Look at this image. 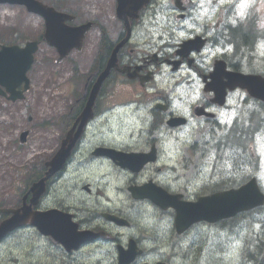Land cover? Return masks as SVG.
Here are the masks:
<instances>
[{
	"label": "rangeland",
	"instance_id": "rangeland-1",
	"mask_svg": "<svg viewBox=\"0 0 264 264\" xmlns=\"http://www.w3.org/2000/svg\"><path fill=\"white\" fill-rule=\"evenodd\" d=\"M95 10L90 9V5ZM210 1V0H209ZM225 3L227 0H219ZM73 0H71V3ZM112 1L106 0H77L72 3L71 11L76 13V23L83 22L85 20H95L108 31L109 35H115L112 30H118V24L116 22L108 21V18L113 19L114 6ZM206 10V9H205ZM204 10V11H205ZM227 10L226 8L224 9ZM199 8L190 12L189 17L184 20L183 27L175 30L173 35H188L194 32L204 30V25L207 23L214 24L219 17L215 11L209 12L205 18L202 17L203 12ZM191 15V17H190ZM170 21L174 22V18L170 17ZM167 20L165 18H159L158 23L152 28L153 32H164L167 34ZM12 30L11 36L8 41H14L15 43H24L28 40L38 39L43 33V21L40 17L28 14L21 7H0V32L2 30ZM88 40L81 52H73L66 60L61 63H57V53L54 48L49 47L45 42H42L39 46V50L34 57V64L31 67L28 77L30 79V91L26 94L22 101L16 103L6 102L0 95V108L4 110V113L0 115V199L8 192L12 193L13 186H19L18 182H22L29 174L31 167H37L38 163L50 155L55 147L56 140L61 134V128L51 125L47 126L48 131H44V127L38 126L41 123V112L34 105V110L31 109L30 104H39L40 109L42 106L41 95L45 92V89L50 88L54 93L55 104L52 108L56 110L58 114H62L65 109L72 104V91L73 88L79 92L82 90L81 84L73 85L71 82L72 63H77L79 73L85 74L88 71L91 58L93 55L94 45L99 35L98 30H92L87 34ZM95 37L91 41L92 37ZM1 40V39H0ZM90 43V45H89ZM0 44H3L0 42ZM92 47V48H91ZM172 52V51H168ZM71 63V65H70ZM198 91L196 81L192 86L182 92L184 98L192 96L193 93ZM238 97H235L232 105L238 104ZM149 106H147L148 109ZM243 108V106H241ZM39 110V111H38ZM149 111V110H148ZM10 113H14L13 122L11 123ZM29 115L32 118V123L27 124V117ZM5 119V120H4ZM3 120V121H1ZM151 118L147 117L146 120H141L137 127L132 128L129 125L128 129H121L118 135V139L123 145H129L130 149L143 151L147 150L152 144L153 139L157 135L151 134L147 130L148 123L150 124ZM30 128V129H28ZM211 125L208 123H202L200 126L189 128L186 132L179 134L178 131H165L163 129L161 137L164 140L166 146H164V157H167L171 150L175 147H179L177 156H174L172 167H174V173L163 174L159 171L155 176L154 167L149 168L146 172L139 176V179L135 178V181H141L140 184L148 180H159L164 186L171 185L172 190H177L185 198V187L187 190H192L195 186H198L203 180L199 177L191 178L196 168L204 165V168L209 169L213 167L218 171L217 183L222 179H225L227 175L235 173H251L257 175L262 185L264 186V135H261L255 144H250L247 150H243L241 143L237 142L235 145H230L227 148L225 141H221L222 148L212 150L214 155L212 163L209 160H205L202 153L204 149L212 148L215 146L214 142H210L208 145L204 144L205 138H209V131ZM28 130L29 136L24 144H20L19 135L21 132ZM133 131L131 140L127 139L122 132ZM139 134L138 137L136 135ZM171 141L169 139V136ZM160 137V136H159ZM41 138L42 146L34 151L36 139ZM99 133L94 135V140L102 139ZM216 140V139H215ZM170 141V143H169ZM197 142V149L195 152L191 151L187 146L190 143ZM216 142V141H215ZM253 145V146H252ZM91 146H85V153ZM33 148V149H32ZM25 150L32 151L34 159L32 162H26L25 165L21 164V159ZM255 151L259 155L258 164L254 166V162L250 164L247 159V154L251 155V152ZM134 152V151H133ZM20 153H22L18 158ZM10 156V158H9ZM169 157H171L169 155ZM15 158V159H14ZM235 158V159H234ZM14 161H11L13 160ZM233 160L236 170H233ZM16 164V165H14ZM165 164H168V159L165 160ZM109 166V165H108ZM87 166L82 165L79 170H73L70 174L65 175L58 180L51 187L50 198L47 205L61 208H68L71 211L77 213L78 217L82 220H91L93 225H99L100 228L105 229L111 234L109 237L113 241V236L121 239L119 245L126 247L130 235L137 241L146 237L149 234V241L143 242L147 247H153L159 252L156 255H148L147 261L152 262L155 259L163 258V262L170 264H258L254 259L264 260V250L261 255V248L259 247V235H263L264 228L261 224H255V221L263 219L264 221V209L262 208L240 216L234 220V233L230 230L217 231L212 224L200 223L192 231L186 235H177L173 229L172 214H165L167 217H163L150 203H146V209L142 205L134 206L128 197L127 191L130 186L131 177L121 174L116 168L113 170H101L95 176V180L91 182L93 193L91 194L85 191L82 192L80 180L86 175L84 171ZM171 167V168H172ZM195 169H192V168ZM96 168H99L96 166ZM213 169V170H214ZM155 177V178H154ZM206 178L208 176H205ZM91 178H93L91 176ZM153 178V179H149ZM106 182V187L98 184V182ZM174 181V182H173ZM55 185V186H54ZM78 187V193H75ZM84 189V188H83ZM120 190L121 194L116 191ZM22 190L19 189L17 196ZM197 189H193L190 192L192 199H195L197 194H194ZM108 198L109 203L106 205L101 199ZM8 201V199H7ZM100 201V203H99ZM80 204L81 206H79ZM135 207V211L131 208ZM109 209L110 211L106 210ZM102 210H106L110 214H122L127 220L133 216L138 229L133 228L135 223H131L129 228H113L105 226V221L101 218ZM120 211V212H119ZM120 213V214H119ZM120 216V217H123ZM215 225V224H214ZM259 225V227H257ZM222 226V225H220ZM146 229V230H142ZM230 229V228H229ZM232 234V235H231ZM123 235V236H122ZM121 237V238H120ZM237 241L240 242L239 247L235 248ZM264 241V238H260V242ZM37 247L35 242L28 243L22 241L11 246V250H5L0 254V262H8L11 264L18 258H23V255H27L30 248ZM116 244L102 245L96 247H86L76 253L73 256L74 264H116L115 256ZM39 251L33 252L34 256L38 259L51 260V258L44 259L41 255V249L48 252L56 260L55 264H64L69 261L68 255L60 248L52 247V249L46 244H39ZM144 248V246H143ZM250 250L254 256L248 254L246 249ZM65 254V255H64ZM109 258L105 260V257ZM250 255V257H249ZM243 257L246 259L243 260ZM98 259V261H97ZM238 259L240 261H238ZM44 264V262H42ZM141 261H139V264Z\"/></svg>",
	"mask_w": 264,
	"mask_h": 264
},
{
	"label": "water",
	"instance_id": "water-1",
	"mask_svg": "<svg viewBox=\"0 0 264 264\" xmlns=\"http://www.w3.org/2000/svg\"><path fill=\"white\" fill-rule=\"evenodd\" d=\"M10 2H26V4L30 5V3L28 2V0H9ZM31 10H34L36 12H41L43 14H47L49 17H53V24L51 25V29L54 30L58 24V21H61V17L60 16H56L54 14H52V12L50 10H46L43 7L35 4L33 7L30 8ZM87 27H83L82 29H68L66 32H68L70 35H67V33L65 32L64 36H63V42L65 45L67 46H71V45H77L78 43V39H80V33L85 31ZM55 44L59 45L60 41L59 40H55ZM4 54H0V72L2 73H12V71H14L16 73L17 78L20 77L24 70L28 67L29 65V57H28V53H21L20 55H17L15 57V59H13L11 62V65H6L3 60H4ZM16 79V78H13ZM11 80V79H10ZM8 80V81H10ZM64 153V151H63ZM62 162V161H60ZM124 164L126 166H129L132 168V164H130L129 162H124ZM141 189H133L132 193L133 196L136 198H139L140 195L139 193L141 191H139ZM139 191V192H138ZM144 193L141 195L143 197H150L155 203L159 204V205H167V202H164L162 200H160L157 196L155 195H148V193L146 191H143ZM168 204L170 205L171 203L168 202ZM173 206L176 207V213H177V221H180L184 218V216L186 214H192V215H198L201 213V208H202V203H200L199 205H188V204H175L174 202H172ZM258 204V203H257ZM126 257V255H128ZM130 252L125 253L122 257H121V263L123 264H127L131 258H130Z\"/></svg>",
	"mask_w": 264,
	"mask_h": 264
},
{
	"label": "flooded vegetation",
	"instance_id": "flooded-vegetation-1",
	"mask_svg": "<svg viewBox=\"0 0 264 264\" xmlns=\"http://www.w3.org/2000/svg\"><path fill=\"white\" fill-rule=\"evenodd\" d=\"M231 41H234V42H237L238 39L236 37H231L230 39ZM110 46V44H108V42H106V45L105 47L108 49V47ZM111 84L112 82H110L106 88H104L103 90V96L102 98L105 99L106 98V95L109 91V87H111ZM75 119V118H74ZM73 119V120H74ZM81 143V142H80ZM79 143V144H80ZM81 151H78L76 156L80 155ZM58 181V177H56L55 179L52 178L48 183H47V195H49V193L51 192V185ZM27 189V186L25 187V191ZM46 195V196H47ZM29 198L30 196L27 197L26 199V203L29 202ZM19 201L15 202V203H9L7 204L5 201H1L0 202V209H11V208H17L19 205H18ZM42 205H43V200L40 201V204L35 208L37 210H40L42 211ZM7 218H9V215L8 214H3V213H0V223L7 220ZM27 231L29 232H34V234L40 238V239H45L49 244H52L51 240L49 237H45V236H42V235H39V233L33 229L32 227H30V225L26 224V225H23L22 227L20 228H17L16 230L12 231V232H9L6 237L2 240L1 243H8V242H14L15 244H18V243H22V241L26 242V234H27ZM1 247V245H0ZM34 256L31 254V253H27V255H23V258H18L16 259L15 261H13L11 264H38V262L33 258ZM0 264H8V262H0ZM43 264V263H41ZM48 264H51V263H48Z\"/></svg>",
	"mask_w": 264,
	"mask_h": 264
},
{
	"label": "snow or ice",
	"instance_id": "snow-or-ice-1",
	"mask_svg": "<svg viewBox=\"0 0 264 264\" xmlns=\"http://www.w3.org/2000/svg\"><path fill=\"white\" fill-rule=\"evenodd\" d=\"M247 6H248V5H247L246 3H244V2H242V3H240V4L238 5L239 9H241V10H243V9L246 8ZM240 15H241V16L244 15L243 11H240ZM233 23H235V21H233ZM257 227H259V225H257ZM239 245H240V242L237 241L236 245L234 246V250H235V248L239 247Z\"/></svg>",
	"mask_w": 264,
	"mask_h": 264
},
{
	"label": "bare ground",
	"instance_id": "bare-ground-1",
	"mask_svg": "<svg viewBox=\"0 0 264 264\" xmlns=\"http://www.w3.org/2000/svg\"><path fill=\"white\" fill-rule=\"evenodd\" d=\"M35 108V107H34ZM13 122V120L11 121V123ZM1 138V137H0Z\"/></svg>",
	"mask_w": 264,
	"mask_h": 264
},
{
	"label": "trees",
	"instance_id": "trees-1",
	"mask_svg": "<svg viewBox=\"0 0 264 264\" xmlns=\"http://www.w3.org/2000/svg\"><path fill=\"white\" fill-rule=\"evenodd\" d=\"M236 35H239V33H238V34H236Z\"/></svg>",
	"mask_w": 264,
	"mask_h": 264
}]
</instances>
